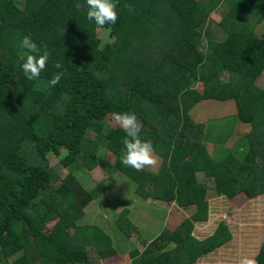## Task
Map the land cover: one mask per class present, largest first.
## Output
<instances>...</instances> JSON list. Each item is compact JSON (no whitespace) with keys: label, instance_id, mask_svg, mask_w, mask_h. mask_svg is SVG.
<instances>
[{"label":"trees","instance_id":"16d2710c","mask_svg":"<svg viewBox=\"0 0 264 264\" xmlns=\"http://www.w3.org/2000/svg\"><path fill=\"white\" fill-rule=\"evenodd\" d=\"M77 2L85 0H0V264H99L119 254L128 222L118 216L108 232L82 222L103 190L84 189L73 175L98 166L101 137L135 198L193 209L142 252L131 250L128 264H194L232 238L223 221L203 239L191 234L208 216V186L198 174L217 196L264 194V89L256 84L264 74V35L256 34L264 0H117L118 20L102 28L111 39L103 45L101 27ZM25 35L51 53L33 81L17 58ZM58 71L64 75L50 87ZM226 102L246 152L215 161L224 148L204 141L205 125L192 115ZM114 111L136 114L158 157L156 171L120 162L123 130L102 134ZM48 154L58 157L53 166ZM255 260L264 264V242Z\"/></svg>","mask_w":264,"mask_h":264},{"label":"rangeland","instance_id":"374dc122","mask_svg":"<svg viewBox=\"0 0 264 264\" xmlns=\"http://www.w3.org/2000/svg\"><path fill=\"white\" fill-rule=\"evenodd\" d=\"M210 19L212 23H218L219 12L214 11ZM96 34L101 45L111 40L108 32L102 28H97ZM256 34L258 37H263L264 22L256 28ZM222 38L220 35L216 36L217 40ZM256 84L264 89V74ZM198 90H200L199 86ZM234 114L232 102L201 105L193 112L192 116L195 121L205 125L204 141L217 146L218 149H222V146L224 148L222 153L217 151L215 161L227 153L243 155L246 152V147L236 144L239 137L232 134L238 129L235 125ZM108 119L102 134L119 127L111 117ZM238 130L241 131V129ZM102 138L99 140L101 148L96 159L98 166L90 171L73 173L84 189L99 184L103 190L94 201L85 206L82 222L99 224L108 232L114 226L118 216L127 221L128 224L124 225L128 228L129 238L126 241H120L122 243L118 250L119 254L101 259L99 264H128L131 250L136 248L142 252L143 247L152 240L154 235L161 234L164 229L174 230L185 218L190 217L193 209H182L173 202L169 204L153 200L141 202L135 198L132 194V180L116 169L118 167H115L113 159L102 147L104 144ZM238 149L239 151L236 152ZM47 160L49 166H53L58 157L48 154ZM158 166L159 160L156 166L146 167V169L156 171ZM65 172V170L60 172V176H63ZM197 179L208 186V216L206 221L194 223L191 234L198 239H203L213 232L218 223L223 221L228 226L232 238L229 242L199 258L194 264H241L244 257L256 259L260 246L264 242V194L248 199L241 193L229 199L217 196L213 191L212 181L202 174H198ZM52 224L53 222L48 223L47 228H50ZM172 246H174L172 242L168 243V248Z\"/></svg>","mask_w":264,"mask_h":264},{"label":"clouds","instance_id":"9594fccd","mask_svg":"<svg viewBox=\"0 0 264 264\" xmlns=\"http://www.w3.org/2000/svg\"><path fill=\"white\" fill-rule=\"evenodd\" d=\"M78 10L86 11V19L94 21L95 25L103 28L106 25H114L118 20L117 0H85V3H76ZM131 12L132 6H127ZM17 58L20 67L27 80L33 81L40 78L41 73L46 69L51 56L47 46L43 43L37 44L29 35L23 36L19 41ZM56 69H62L60 62H55ZM63 71L53 74L48 82L50 87L56 86ZM111 119L119 125L124 132L122 138L123 149L120 155V162L136 171H142L146 167H154L158 163V157L151 140L141 138L142 123L132 112H112ZM225 197V196H224ZM241 264H257L254 258L244 257Z\"/></svg>","mask_w":264,"mask_h":264},{"label":"crops","instance_id":"0c3cea01","mask_svg":"<svg viewBox=\"0 0 264 264\" xmlns=\"http://www.w3.org/2000/svg\"><path fill=\"white\" fill-rule=\"evenodd\" d=\"M214 231V230H213ZM213 233V232H212ZM211 233V234H212ZM211 234H209V235H211ZM159 234H156V235H154V237H152L151 239L153 240V239H155L157 236H158ZM209 235H207V236H209ZM207 236H205V237H207Z\"/></svg>","mask_w":264,"mask_h":264}]
</instances>
